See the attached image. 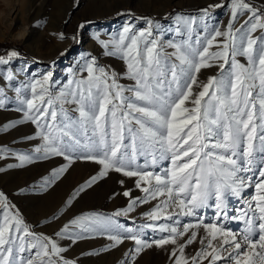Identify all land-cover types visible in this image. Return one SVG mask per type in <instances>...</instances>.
<instances>
[{"label": "snow or ice", "instance_id": "1", "mask_svg": "<svg viewBox=\"0 0 264 264\" xmlns=\"http://www.w3.org/2000/svg\"><path fill=\"white\" fill-rule=\"evenodd\" d=\"M227 2L230 20L223 31L207 30L210 11L224 6L209 4L200 10L199 22L177 15L175 32L183 38L178 42L159 40L150 19L144 30L129 23L112 40L100 39L104 55L119 56L126 63L123 75L130 85H121L119 73L91 57L80 70L86 76L70 80L69 87L58 92L52 89L51 72L16 87L14 100L0 87V109L15 103L23 113L0 131L31 123L35 136L27 139L42 141L32 154L0 148V158L17 155L19 164L9 167L63 157L67 163L42 179L40 188L47 190L76 160L99 165L97 174L67 199L66 207L110 172L134 178L135 187L144 193L141 198L123 191L130 198L127 208L110 216L84 213L47 235L28 224L0 191V264H76L64 255L67 248L59 241L75 243L90 234L112 242L105 250L132 241L121 264H136L144 250L169 245L172 264H264V0L259 6L252 0ZM194 25L207 30L203 38L197 33L193 39ZM17 56L15 50L0 55V65ZM237 57H246L247 65ZM213 67L220 75L199 79L203 69ZM4 79L13 81V73ZM246 189L254 194L246 196ZM231 197L246 204L238 215H228ZM157 200L145 216L171 223L134 228L116 219ZM207 208L215 209L216 222H204L200 210ZM180 217L197 220L182 223ZM225 221H241L243 228L234 232ZM145 228L164 235L149 241L144 239ZM193 244L199 249L186 254Z\"/></svg>", "mask_w": 264, "mask_h": 264}, {"label": "rangeland", "instance_id": "2", "mask_svg": "<svg viewBox=\"0 0 264 264\" xmlns=\"http://www.w3.org/2000/svg\"><path fill=\"white\" fill-rule=\"evenodd\" d=\"M252 2L259 6L261 0ZM209 4L224 6L210 11L211 19L206 21L207 30L215 27L223 31L230 20V4L227 0H0V55H6L12 50L19 53V56L11 58L8 64L0 65V87L14 100L16 87L22 88L32 80L51 72L52 89L58 92L69 87L70 80L86 76V73L80 70L91 57L96 58L98 65L119 73L121 78L118 82L121 85H130L132 81L123 75L126 63L119 56L104 55L106 50L102 48L99 40H112L129 23L133 24L136 30H144L149 27L146 21L150 19L154 22L153 34L159 40L178 42L183 38L175 32L177 15L194 17L199 22L202 15L200 10ZM157 23L159 29L156 28ZM81 25L83 27H80ZM207 30L194 25L193 39L197 33L203 38ZM61 34L63 39L60 38ZM23 51L33 58L22 54ZM166 51L172 52L173 49L166 48ZM237 59L247 65L246 57ZM8 72L13 73V81L4 79ZM212 75H220V69H203L199 79L206 81ZM16 107L13 103L6 109H0V128L22 118L23 113L17 111ZM33 136L35 126L31 123L0 131V148L10 149L17 155L32 154L34 148L42 143L38 138L27 139ZM17 155H5L0 158V168L4 169L0 172V191L37 232L52 235L70 219L84 213H102L110 216L117 210L125 209L130 203V198L123 196V191L131 190L133 197L144 196V193L135 187L134 178L110 172L108 177L76 196L71 207H66L67 199L91 176L96 175L100 166L90 161L76 160L55 184L47 190H42V179L67 161L63 157H52L35 160L23 167H9L19 164ZM138 162L143 164V158ZM160 166L168 165L167 162H161ZM160 166L155 170L159 171ZM121 179L124 180L123 185L119 183ZM253 194L254 190H245L246 196ZM157 203L158 200L139 204L128 216L116 219L121 224L134 228L149 223H171L165 219L153 222L145 216ZM242 207H246L243 199L229 198L228 215H238V209ZM200 211L205 223L216 222L214 208ZM54 216L58 219H53ZM180 220L182 223L194 224L197 218L180 217ZM225 225L234 232L243 228L241 221H225ZM161 235L164 234L153 232L150 228L144 229V239L149 241L160 238ZM59 242L67 248L64 255L76 264H121L122 260L127 259L125 253L133 247L132 241L125 240L123 244L105 250L112 242L106 236L95 234L75 243L68 239H60ZM199 247L198 244L189 245L186 254L195 253ZM166 248L153 247L144 250L137 257L136 264H172Z\"/></svg>", "mask_w": 264, "mask_h": 264}, {"label": "trees", "instance_id": "3", "mask_svg": "<svg viewBox=\"0 0 264 264\" xmlns=\"http://www.w3.org/2000/svg\"><path fill=\"white\" fill-rule=\"evenodd\" d=\"M194 9L196 10V9H198V8H194ZM194 9H193V10H194ZM21 53L24 54V55H26V56L29 57V58H30V57L33 58V56L30 55L29 53H26V52H24V51L21 52Z\"/></svg>", "mask_w": 264, "mask_h": 264}, {"label": "bare ground", "instance_id": "4", "mask_svg": "<svg viewBox=\"0 0 264 264\" xmlns=\"http://www.w3.org/2000/svg\"><path fill=\"white\" fill-rule=\"evenodd\" d=\"M40 5V4H39ZM15 11V10H14ZM29 11V10H28ZM28 15H29V13H28ZM25 30H27V28L25 29Z\"/></svg>", "mask_w": 264, "mask_h": 264}]
</instances>
